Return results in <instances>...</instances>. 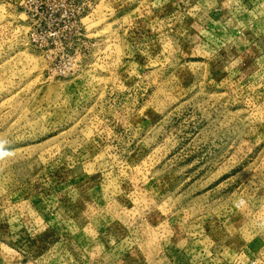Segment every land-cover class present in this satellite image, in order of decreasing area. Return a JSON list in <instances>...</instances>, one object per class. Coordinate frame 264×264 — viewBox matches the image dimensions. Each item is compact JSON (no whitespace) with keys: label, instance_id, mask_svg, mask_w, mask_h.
Returning <instances> with one entry per match:
<instances>
[{"label":"rangeland","instance_id":"1","mask_svg":"<svg viewBox=\"0 0 264 264\" xmlns=\"http://www.w3.org/2000/svg\"><path fill=\"white\" fill-rule=\"evenodd\" d=\"M0 264H264V0H0Z\"/></svg>","mask_w":264,"mask_h":264}]
</instances>
